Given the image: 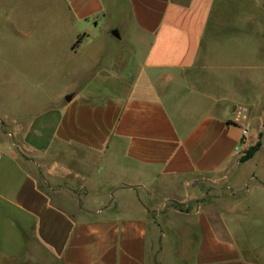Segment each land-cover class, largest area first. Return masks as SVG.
<instances>
[{
    "label": "crops",
    "instance_id": "0c3cea01",
    "mask_svg": "<svg viewBox=\"0 0 264 264\" xmlns=\"http://www.w3.org/2000/svg\"><path fill=\"white\" fill-rule=\"evenodd\" d=\"M215 2L61 0L76 41L83 35L70 49L76 72L90 78L72 97H38L11 115L0 109L1 257L25 259L36 246L49 264H264V173L256 164L238 178L261 147L245 162L236 150L246 128L261 142L259 104L227 107L188 80ZM110 14L117 20L105 35ZM115 29L145 44V81L123 95L100 90L105 54L86 50L101 37L120 39ZM34 165L58 199L76 197L74 212L40 187ZM185 177V192L176 191L173 180ZM206 181L229 195L200 196ZM174 200L195 206L181 211Z\"/></svg>",
    "mask_w": 264,
    "mask_h": 264
},
{
    "label": "rangeland",
    "instance_id": "374dc122",
    "mask_svg": "<svg viewBox=\"0 0 264 264\" xmlns=\"http://www.w3.org/2000/svg\"><path fill=\"white\" fill-rule=\"evenodd\" d=\"M123 11L125 14L126 9ZM107 20L100 31L105 35L117 17L110 14ZM132 34L133 31H124L120 39L101 37L86 49L90 53L98 52V56L105 54V72L101 75L106 79H97V82L100 90L107 94L123 95L130 89V83L145 81L139 80L145 44L136 45ZM75 42L76 20L67 6L61 7V0H0V109L4 115L28 107L30 100L33 102L38 97L57 98L61 93L72 97L80 83L88 82V71L76 72V56L70 53ZM256 66L257 69H252ZM188 80L221 98L227 107L232 105V99L247 100L249 105L259 104L254 112L261 125V155L243 164L238 178H246L256 164L260 173H264V0H216L196 66L188 72ZM258 141L253 133L249 134L242 155ZM15 143L21 147L19 141ZM246 143H249L248 148ZM34 173L40 187L74 212L78 206L74 195L71 199H58L55 187L47 182L40 166L34 165ZM186 181L187 177L174 179L172 187L185 192ZM72 189L76 192L74 187ZM201 190L198 194L204 198L207 194L210 198L230 193L225 184L211 181L203 182ZM173 204L181 211L195 206L193 201L174 200ZM166 218L171 216L167 215L165 221ZM172 220L178 222L182 218L173 215ZM6 224L4 218L0 228ZM31 254L28 251L25 259L16 261L0 255V264H49L48 257L36 246Z\"/></svg>",
    "mask_w": 264,
    "mask_h": 264
},
{
    "label": "trees",
    "instance_id": "16d2710c",
    "mask_svg": "<svg viewBox=\"0 0 264 264\" xmlns=\"http://www.w3.org/2000/svg\"><path fill=\"white\" fill-rule=\"evenodd\" d=\"M83 38V35L78 38V40L74 43V47H76V44L79 43ZM261 142L258 141L256 144L250 146L245 153L241 156L240 161L245 162L252 158L260 149Z\"/></svg>",
    "mask_w": 264,
    "mask_h": 264
},
{
    "label": "built area",
    "instance_id": "2783aa9c",
    "mask_svg": "<svg viewBox=\"0 0 264 264\" xmlns=\"http://www.w3.org/2000/svg\"><path fill=\"white\" fill-rule=\"evenodd\" d=\"M248 134H249V131H248V129L246 128V129H244L243 130V138H242V146H244V144H245V141H246V138L248 137ZM242 146L240 147V146H237L236 147V150L238 151V152H242L243 151V149L244 148H242Z\"/></svg>",
    "mask_w": 264,
    "mask_h": 264
},
{
    "label": "water",
    "instance_id": "95a60500",
    "mask_svg": "<svg viewBox=\"0 0 264 264\" xmlns=\"http://www.w3.org/2000/svg\"><path fill=\"white\" fill-rule=\"evenodd\" d=\"M115 36L120 37V33L118 29L113 30L112 32Z\"/></svg>",
    "mask_w": 264,
    "mask_h": 264
}]
</instances>
